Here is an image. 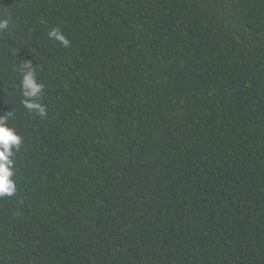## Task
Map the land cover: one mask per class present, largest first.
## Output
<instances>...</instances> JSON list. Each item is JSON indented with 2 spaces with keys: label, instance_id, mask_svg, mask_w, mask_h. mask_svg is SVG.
Wrapping results in <instances>:
<instances>
[{
  "label": "trees",
  "instance_id": "16d2710c",
  "mask_svg": "<svg viewBox=\"0 0 264 264\" xmlns=\"http://www.w3.org/2000/svg\"><path fill=\"white\" fill-rule=\"evenodd\" d=\"M0 15V115L22 137L0 264H264V0ZM26 60L45 117L22 104Z\"/></svg>",
  "mask_w": 264,
  "mask_h": 264
},
{
  "label": "clouds",
  "instance_id": "9594fccd",
  "mask_svg": "<svg viewBox=\"0 0 264 264\" xmlns=\"http://www.w3.org/2000/svg\"><path fill=\"white\" fill-rule=\"evenodd\" d=\"M11 19L10 15H0V31L8 28ZM48 36L65 47L70 45L69 39L59 28L50 30ZM21 67L24 70L20 82L22 104L30 112H35L39 117H45L47 108L39 100L43 94L44 84L38 81L36 68L31 61L26 60ZM12 115L11 111L0 115V198L12 197L17 191L14 160L15 152L20 150L22 137L10 124Z\"/></svg>",
  "mask_w": 264,
  "mask_h": 264
}]
</instances>
